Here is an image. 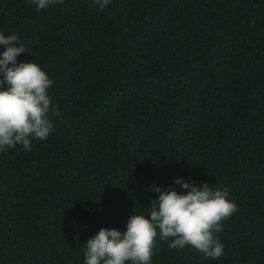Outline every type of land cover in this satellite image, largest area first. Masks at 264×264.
I'll return each mask as SVG.
<instances>
[{
    "label": "trees",
    "instance_id": "16d2710c",
    "mask_svg": "<svg viewBox=\"0 0 264 264\" xmlns=\"http://www.w3.org/2000/svg\"><path fill=\"white\" fill-rule=\"evenodd\" d=\"M0 31L54 81L55 129L0 153V264H84L176 178L238 210L220 258L157 236L151 264H264V0H0Z\"/></svg>",
    "mask_w": 264,
    "mask_h": 264
},
{
    "label": "clouds",
    "instance_id": "9594fccd",
    "mask_svg": "<svg viewBox=\"0 0 264 264\" xmlns=\"http://www.w3.org/2000/svg\"><path fill=\"white\" fill-rule=\"evenodd\" d=\"M44 10L64 0H30ZM103 10L111 0H91ZM0 153L21 146L33 150V140H46L55 129L49 119L54 111L49 89L54 81L35 62H18L27 52L16 32L0 31ZM173 187L151 186L158 194L150 201L147 215L130 214L124 231L101 228L84 244V264H151L156 240L177 251L192 247L205 258L218 259L224 245L218 238L221 223L238 210L227 189L207 182H186L176 178Z\"/></svg>",
    "mask_w": 264,
    "mask_h": 264
}]
</instances>
